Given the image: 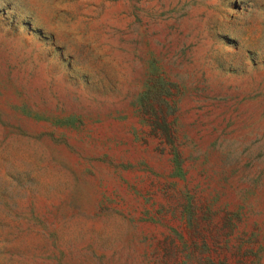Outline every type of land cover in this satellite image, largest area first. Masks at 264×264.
Wrapping results in <instances>:
<instances>
[{
    "label": "rangeland",
    "instance_id": "374dc122",
    "mask_svg": "<svg viewBox=\"0 0 264 264\" xmlns=\"http://www.w3.org/2000/svg\"><path fill=\"white\" fill-rule=\"evenodd\" d=\"M0 264H264V0H0Z\"/></svg>",
    "mask_w": 264,
    "mask_h": 264
}]
</instances>
